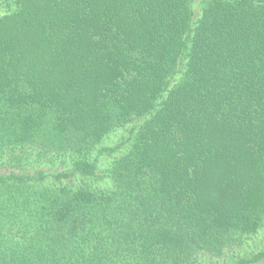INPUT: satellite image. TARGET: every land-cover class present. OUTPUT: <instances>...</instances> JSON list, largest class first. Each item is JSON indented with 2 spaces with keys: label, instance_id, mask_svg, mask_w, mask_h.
I'll return each mask as SVG.
<instances>
[{
  "label": "trees",
  "instance_id": "trees-1",
  "mask_svg": "<svg viewBox=\"0 0 264 264\" xmlns=\"http://www.w3.org/2000/svg\"><path fill=\"white\" fill-rule=\"evenodd\" d=\"M17 150L0 264L229 263L264 225V0H0Z\"/></svg>",
  "mask_w": 264,
  "mask_h": 264
},
{
  "label": "rangeland",
  "instance_id": "rangeland-1",
  "mask_svg": "<svg viewBox=\"0 0 264 264\" xmlns=\"http://www.w3.org/2000/svg\"><path fill=\"white\" fill-rule=\"evenodd\" d=\"M127 133L128 131L125 128H121L116 131H113L104 140L102 146L114 147L118 145L120 142L123 141L124 134H127ZM18 153L19 151L17 150L15 154L8 153V154L0 156V171L1 172H5V171L7 172L10 169L18 170L20 168L19 165L20 166L22 165L31 166L32 165L35 158L29 159L27 162L24 157L18 160L16 158V155H18ZM103 157L104 158H102V161H105L107 156L104 155ZM261 249H264V225L255 236L248 239L243 245V247L239 248L238 251H236L235 257L240 258L241 256H244L246 254L249 255L248 252H257ZM236 258H234L233 260L231 259L229 263H225L221 261H215V262L216 264H234L233 261L235 262L237 260ZM211 261H214V260H207L204 264H213Z\"/></svg>",
  "mask_w": 264,
  "mask_h": 264
}]
</instances>
